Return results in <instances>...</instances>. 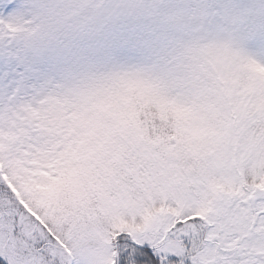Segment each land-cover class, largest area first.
Here are the masks:
<instances>
[{
    "label": "snow or ice",
    "instance_id": "1",
    "mask_svg": "<svg viewBox=\"0 0 264 264\" xmlns=\"http://www.w3.org/2000/svg\"><path fill=\"white\" fill-rule=\"evenodd\" d=\"M0 264H264V0H0Z\"/></svg>",
    "mask_w": 264,
    "mask_h": 264
}]
</instances>
